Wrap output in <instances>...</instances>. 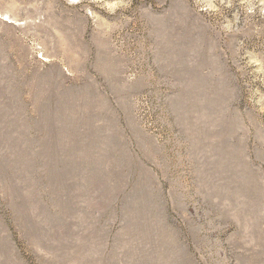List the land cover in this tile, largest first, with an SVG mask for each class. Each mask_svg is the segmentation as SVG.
Segmentation results:
<instances>
[{
	"label": "rangeland",
	"instance_id": "1",
	"mask_svg": "<svg viewBox=\"0 0 264 264\" xmlns=\"http://www.w3.org/2000/svg\"><path fill=\"white\" fill-rule=\"evenodd\" d=\"M0 264H264V0H0Z\"/></svg>",
	"mask_w": 264,
	"mask_h": 264
}]
</instances>
